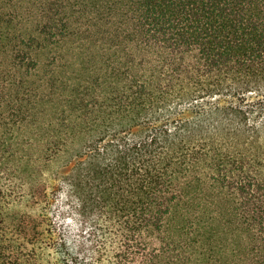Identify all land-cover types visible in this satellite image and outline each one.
I'll list each match as a JSON object with an SVG mask.
<instances>
[{
	"label": "trees",
	"instance_id": "obj_1",
	"mask_svg": "<svg viewBox=\"0 0 264 264\" xmlns=\"http://www.w3.org/2000/svg\"><path fill=\"white\" fill-rule=\"evenodd\" d=\"M57 247L264 264V0H0V264Z\"/></svg>",
	"mask_w": 264,
	"mask_h": 264
},
{
	"label": "rangeland",
	"instance_id": "obj_2",
	"mask_svg": "<svg viewBox=\"0 0 264 264\" xmlns=\"http://www.w3.org/2000/svg\"><path fill=\"white\" fill-rule=\"evenodd\" d=\"M54 207L55 208L57 207L56 203H54ZM39 254H40V261L38 264H48L49 261H50V264H58L59 260L62 258V252L58 247L55 250H49L46 248H42L39 251Z\"/></svg>",
	"mask_w": 264,
	"mask_h": 264
}]
</instances>
